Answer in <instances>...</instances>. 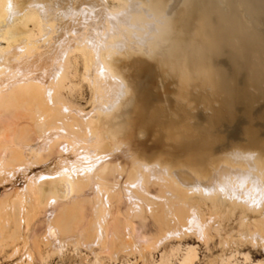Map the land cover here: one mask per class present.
<instances>
[{
  "label": "bare ground",
  "instance_id": "1",
  "mask_svg": "<svg viewBox=\"0 0 264 264\" xmlns=\"http://www.w3.org/2000/svg\"><path fill=\"white\" fill-rule=\"evenodd\" d=\"M251 7L254 13L247 12ZM192 14L215 20L216 31ZM210 37L222 45L210 46ZM263 48L264 0H0V178L11 185L15 174L25 179L23 188L12 186L0 197V253L6 247L15 253L19 240L28 239L24 230L52 206L47 235L35 244L42 261L69 245L76 253L90 251L93 264L104 254L96 249L107 247L144 260L147 251L188 235L203 242L218 236L235 253L246 243L264 250V110L248 111L241 103L225 110L232 99L226 86L241 93L237 80L264 82ZM180 49L206 80L180 61ZM216 57L224 65H215ZM83 84L89 110L69 99ZM245 90L246 101L253 100ZM200 106L224 112L231 122L239 108L243 139L231 137L247 152L230 138L239 148L230 142L228 152L206 147L213 134L204 123L210 116H203L201 129L192 112ZM137 124V133L144 136L149 126L156 141L183 155L153 149L151 155L123 152L120 159ZM236 207L242 209L237 235L222 236L223 218ZM146 217L154 230L137 234L135 220L144 226ZM168 247L159 264L180 251V244ZM196 248L186 247L177 264H194ZM232 256L222 252L218 264H232Z\"/></svg>",
  "mask_w": 264,
  "mask_h": 264
},
{
  "label": "rangeland",
  "instance_id": "2",
  "mask_svg": "<svg viewBox=\"0 0 264 264\" xmlns=\"http://www.w3.org/2000/svg\"><path fill=\"white\" fill-rule=\"evenodd\" d=\"M208 6L210 7V5H206V4L203 5V9L205 8V9L208 10L209 9ZM253 10L255 11V8H252V9H250L247 12L251 11V12L254 13ZM213 13L215 15H217L218 12H213ZM236 13H235V15L238 14L237 16L239 17V19H242L245 16L244 12L243 13L242 12H238L237 14ZM193 15H194L193 18H195V19L198 18L197 14L196 15L192 14V16ZM204 19L205 18H200V20L203 23V25L200 24L201 22H200L199 18L197 19L200 22L199 23L197 21L199 23V25L200 26L202 25V27L207 29L208 32H210V33L213 31V29H214L213 32H215L216 31L215 30L216 29L215 25H216L217 22H215V20H210V19H207L208 21H206V19H205V21H206L205 22ZM210 21H211V23H210ZM212 23H214V24H212ZM204 24H206V25H204ZM211 24H212V28L210 26ZM209 39H208V44L210 46H215V45H217V46L219 45L220 46L221 43L219 41L214 40V41H216V43H218V44H215V42L213 41V38L211 39V37H210ZM241 39L243 41H245V42H247V41L250 42V40H249L250 37L249 36H245V35L241 36ZM211 43H212V45H211ZM221 47H225L224 44ZM228 47L229 46H226L225 48H228ZM205 50L206 49H200V50L198 49V51H201V52H199V54H198V51H197V54L202 56V57H204V58L208 57L209 53L207 52V50L206 51ZM261 50L262 49H260V51ZM181 51L183 52L182 54H181ZM184 51H183V49H180L177 52H180L178 54H181L182 56L184 54V56L187 57L188 61L186 60V58H184L181 55H178L176 53V55H178V57L181 56L180 57V59H181L180 61L181 62L184 61L183 64L187 63V66H188L189 70H191V69H192V71L193 70H197V69L194 68L195 65H193V64L190 65L191 64L190 63L191 62V58H189L187 56L186 52H184ZM262 51H261V53L264 54V50H262ZM249 53H251V52H249ZM231 56L233 58V55H231ZM235 56H237V54L234 55V57ZM182 58H184L186 61L184 59H182ZM217 58L218 57H216V61L214 59V61L216 63H214V62L213 63L215 65H219V64L220 65H224V61L222 59H220V58L218 59L219 60L218 61ZM237 58L240 60V56L239 55L237 57H235L234 59L238 60ZM261 58H264V55H262ZM221 60L223 62H221ZM243 63H244V61H243ZM226 64H228V63L226 62ZM245 65L248 68L247 64H245ZM191 67H193V68H191ZM259 67L260 66H257L255 71H259V70L262 71V67H260V68ZM192 71H190V72H192ZM251 71H252V69H251ZM199 72H200L199 74L201 76L200 75L197 76V74H196V73H198V70H197V71L194 72L196 74L195 77L197 76L196 78L197 79L199 78L200 79V80L198 79L199 81H201L202 79L206 80L205 74H203V78L201 79L202 71H199ZM232 77L229 75L227 80L229 81L230 78H231L230 80H234V78H232ZM237 81H239V82L241 81V82L239 83ZM237 81L236 82H237L238 86L240 85L239 87H240L241 91L244 92V88H245L250 94L252 92L251 95L254 96V99L252 97L253 100L250 101V99H247L248 101H246V98H245L247 96L246 94L242 95L241 93H243V92L237 93V92L230 91L229 86H226V91H228V93L231 94L230 96L232 97V99L230 101H228L227 103H225V110H226V107H228V108L230 107L231 108L232 104L234 106L236 104L240 105V103H241V105L243 104L244 106H247V110L248 111H256V110L258 111L259 109H261V110L263 109L264 110V82L258 83L255 86H249L248 83H247V80H244V78L241 79V80H237ZM245 84H247V85H245ZM242 86L244 87L243 89H242ZM79 93L80 94H79L78 97H70L69 99L74 104H77V105L82 106V107H84V108L89 110L90 109V107H89L90 106V103H89V90H88V88L86 87L85 84L82 85V88L79 91ZM236 95H238V96H236ZM233 96H236V97H233ZM162 98L164 99V96ZM243 102H245V103H243ZM164 103L165 102H162L163 105H167V103H165V104ZM227 104L230 105V106H227ZM192 112L195 114L196 120H197L199 126H201L200 128L203 129V128L208 127L209 130H210V131L208 130V132H211V135L213 134V136H211V137L215 136L213 138L214 140L210 137L209 138V142L203 143L206 147H211V148L213 147V149H220L222 147L223 151L228 152L227 150H230L229 149L230 143H232V146L235 147V148H239L241 146V143L239 144L237 140L240 141V139L242 138L240 136V130L243 128L245 123L241 121L243 119H240L239 108L236 111L238 113H237L236 117L234 118L233 122H231V120L229 118H227L228 116H226L224 112H219V111H217V113L213 112L215 114L214 115L213 113H211L210 110L206 111L202 106L196 108V110H194ZM210 114L211 115L213 114V116H211ZM207 115L210 116V118H208V121H207V118H206ZM224 115L226 116V118H224L225 117ZM203 116L205 117L207 122H204L205 119H204ZM217 116H220V117H217ZM216 118H217V121H218V118H220V120L218 122H216V120H215ZM248 118L250 120H252V121H250V124H251V126H253L255 124V120L253 119L254 118L253 115L252 116L250 115ZM211 120H212V122H211ZM229 121H230V123H229ZM203 122L205 124L208 123V125H206V127H205V125H203L204 124ZM209 122H210V124H209ZM213 122H215V123L213 124ZM218 123H220L221 125H219ZM211 124L213 125V127H212ZM216 125H218L217 128H215ZM138 127H139V124L135 125V127L133 129L134 133L132 132L133 133L132 137H131L132 140H130L127 143L128 145H125L124 148L122 146V149H124V150L121 149L122 152H118L117 156L120 159L123 156V155H120V154H123V152L124 153H126V152H129V153L144 152L145 153L146 152L147 155H149L150 153H152L150 151H152L153 149H154L153 153H157L158 150H159V152L165 151V152H168L170 154L181 155V153H182L181 151L180 152L177 151L179 153H176V149H177V148L175 149L176 146L168 144V143L167 144L166 143H162L160 141L158 142V139L156 141L155 140L156 138H154L153 130H152L151 127L146 126V128H144V129H146L145 130L146 134L144 136L142 134H140V133H137L138 129H139ZM211 127H212V129L215 128V130L214 129L213 130L210 129ZM254 127L256 128L255 125H254ZM233 130L237 132L236 135H234ZM135 134H137V135H135ZM152 134H153V136H152ZM231 136L232 137L233 136H236V137L238 136V138H236V137H234V138L237 139V140L235 139V141H237V143L239 144V147H238V144H237V147L233 144V142H235V141H234V138H232ZM145 137H146V139H145ZM239 137H240V139H239ZM227 138L228 139L230 138L231 139L230 141H233V142H230ZM144 139H145V141H144ZM151 140H153V141H151ZM250 140H252V138ZM137 141L139 142V144H137ZM150 141L152 142L151 144L149 143ZM254 142H256V141L253 140V143ZM129 143H131V144H129ZM133 143H135V144L133 145ZM166 145H168V147ZM232 146H230V148H232L231 150L234 149ZM135 147H137V148H135ZM139 147H141V148L139 149ZM239 149H240L241 152L244 151L243 153L247 152V150L245 148H243V147H240ZM133 150H135V151H133ZM177 150H180V149H177ZM170 151H172V152H170ZM182 155H183V153H182ZM50 166L52 167L53 164H50ZM33 168H32V170H34L35 172H37L39 170H42V167H40V166H34ZM23 179L24 178L21 175L15 174L13 176V180L14 181H12L13 185H11V184H6L5 180L0 178V197L3 194H5L6 192H8L9 190L11 191L10 188L12 186L17 187L19 189H20V187L23 188V184H24V181H25V179L24 180ZM194 197H197V196H194ZM124 203H125V201H122V203L120 204V207H121V209H123V211L127 209V205H126V203L125 204ZM229 204L230 203H229V201L227 199H223V201L220 203L222 209H226V206H228ZM53 208L55 209L56 207L52 206L51 209L50 208L48 209L49 211L46 210L47 213H46V211H42V213L39 215V217L36 218L37 220L35 219V220H33L32 224H29L28 227H30V228H28L27 230H24V233H23L24 236L27 235L28 239H26L25 242L22 241V240H19L18 245H17L18 249H17V251L15 253H13V249L11 247L4 248V250L0 253V264H87V263L89 264L91 262V259L93 261L95 260V258H94L95 255L91 254L90 251L79 247V250L81 252L80 253L79 252L76 253L75 251H72L73 249H72V247L70 245L67 247V249L64 252V254L60 255L61 257L59 255H56V254L55 255H50L49 254L47 256L44 255L43 261H42V259H39L40 256H38V253L36 251L37 249H35L36 248L35 244H42V242L44 241V239H45L44 237L47 235L46 234L47 222L50 219V217L52 218V216H53V211H54ZM241 213H242V209L239 208V207H236L233 211L228 212V214L225 215V217L223 218V221H222V232H221L222 236H225L226 232L227 233H232L234 235H237L236 233L239 230L238 223H239V217H240ZM247 214H248L247 217H249L251 219L256 218V215L253 214V213L248 212ZM137 220H135V224H134V228H135V231H136L137 234H140L142 232L143 233L144 232H151V230L152 231L154 230L153 226L150 225L151 221H150V219L148 217H146V221H145L144 226L140 225ZM26 231H28V234H26ZM40 236H42V237H40ZM177 243L180 244V251L177 254V256L175 258H173L171 261H169L167 264H177L178 263V258L180 257V255H182V253H184L186 247H188V246H194L195 248L197 247L196 248L197 257H196V259L194 261V264H210L211 261H212V264H218V257L222 254V252H226L227 256H232L233 255L232 258H231L232 264H252V263H256L258 261H263L264 260V250L262 249L261 246L253 247L250 243H246L243 246H240L239 248H237V251L239 253H237V252L235 253V251H234L235 247H233L232 249H227L226 250V248H224L220 244L218 236H215V235H213V237L211 239H209L207 242H203V241L197 239L194 235L184 236V238H182V239H170V240H167L163 244H161V246H159L157 248V250L155 249L153 251H147L146 254H145V259L144 260L140 259V257H138L139 255H138L137 252H133L131 254H127L125 251L123 252V250H121V249L119 250L118 248H115V251H113L111 248L107 247L106 249L109 252L104 251L105 248L103 250H101V249L97 250L96 249V252H98V251L102 252L103 251L102 253H104V254L106 253L105 254L106 256L104 254H99L98 255L97 258H98L99 264L100 263L101 264H121L122 262H125L126 260H129L131 264H159L160 254L164 250V244H165V247L168 249L169 245H179ZM23 247H25V248H23ZM22 248H23V250H22ZM26 249H27V251H26ZM111 250L113 252H115V253H113ZM69 251H70V253H69ZM118 252H120V253L118 254ZM149 252H151V254ZM73 253H75V254H73ZM109 253H111L113 257H111V255ZM243 253H246V254L249 255V258H248L249 260L245 259ZM115 254L116 255L118 254V255L116 256ZM110 257H111V260H110ZM114 258H115L116 261L114 260ZM137 259H138V261H137ZM89 260H90V262H89ZM101 260H102V262H100ZM113 260H114L115 263H113ZM141 262H143V263H141ZM91 263L93 264V262H91Z\"/></svg>",
  "mask_w": 264,
  "mask_h": 264
}]
</instances>
